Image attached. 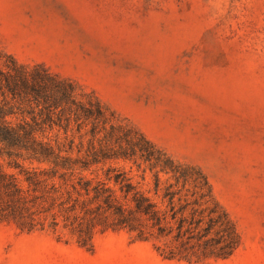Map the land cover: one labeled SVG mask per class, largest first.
Instances as JSON below:
<instances>
[{
    "label": "rangeland",
    "instance_id": "1",
    "mask_svg": "<svg viewBox=\"0 0 264 264\" xmlns=\"http://www.w3.org/2000/svg\"><path fill=\"white\" fill-rule=\"evenodd\" d=\"M8 56L71 82L83 102L97 100L107 111V130L133 129L199 171L240 245L227 259L167 261L152 241L97 227L87 250L61 214L53 229L55 210L28 203L33 230L12 219L0 223V264H264V0H0L1 67ZM11 104L19 121L18 104ZM89 128L82 131L84 149ZM45 137L63 141L57 130ZM13 161L46 167L0 156L2 169L17 174ZM108 167L144 190L153 187L146 164L107 161L85 175L103 181ZM160 179L163 188L167 177Z\"/></svg>",
    "mask_w": 264,
    "mask_h": 264
},
{
    "label": "trees",
    "instance_id": "2",
    "mask_svg": "<svg viewBox=\"0 0 264 264\" xmlns=\"http://www.w3.org/2000/svg\"><path fill=\"white\" fill-rule=\"evenodd\" d=\"M11 103L18 104L19 121L16 105ZM106 112L95 99H78L71 82L41 66L27 68L6 57L0 66V156L46 167L26 169L13 161L18 173L11 174L0 166V201L8 203L7 209L0 205V223L12 219L33 230V214L27 205L32 203L44 212L55 210L53 229L61 214L65 227L87 250L92 248L94 230L100 227L101 231L125 229L139 240L152 241L155 251L167 261L231 257L240 245V236L225 210L212 201L206 178L173 161L133 129L110 125L107 130ZM12 116L15 124L9 120ZM88 126L91 140L84 149L82 131ZM54 130L61 132L63 141L42 140ZM101 131L102 137L97 138ZM74 135L80 139L77 145ZM117 160L131 162L137 169L146 164L152 172V189L133 184L124 171L113 167L106 169L103 181L85 175L93 166ZM161 174L167 177L163 188ZM17 177L27 185L25 189Z\"/></svg>",
    "mask_w": 264,
    "mask_h": 264
}]
</instances>
